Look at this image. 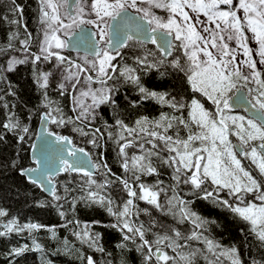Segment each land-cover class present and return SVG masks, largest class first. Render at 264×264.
Instances as JSON below:
<instances>
[{"label":"snow or ice","instance_id":"6c2138e0","mask_svg":"<svg viewBox=\"0 0 264 264\" xmlns=\"http://www.w3.org/2000/svg\"><path fill=\"white\" fill-rule=\"evenodd\" d=\"M38 3V22L42 36L39 50L30 51L32 34L24 26L27 36L19 42L20 51L25 55L22 58L12 57L7 70L12 71L17 64L30 62L33 65L34 82L42 91L41 104L44 111L40 119L45 124H71L74 132L90 137L87 143L99 147L98 141L104 133L99 127L93 128L91 122L97 119L96 110L100 105L116 104L113 98L115 88L108 85V81L117 78L114 75L116 73L137 87L140 96L131 101L133 107L141 100H155L178 113L187 108L188 119L185 120L182 115L168 116L162 113L154 121L146 116L140 117L132 127L122 119H115V125L122 130L115 141L119 147L118 155L122 159L121 167L125 173L130 174L131 182L128 178L112 173L106 163H93L90 159H85L89 157V153L84 148H77L71 137L55 132H49V135L55 140L54 151L58 154L56 159L59 160V166L54 167V161L45 156L43 161L36 160L35 167L21 168L20 174L47 192L53 202L66 199L72 192L64 184V196L59 194L55 181L57 175L66 172L80 173L87 177V181L81 185L84 194L73 197V205L77 200H83L105 208L117 221L111 227L123 234V240L118 247H126L124 241L136 243L138 238L140 243L137 244V251L146 249L143 255L144 264H153V261L155 264H169L174 261L175 258L169 256L161 245L175 251L183 247L179 243L180 239L202 240L204 244L203 249H195L181 256L186 264H194L197 256H202L207 264H223L221 257L230 261V264H244L235 246L225 248L204 236L203 232L192 231L187 237H182L179 230L171 228L172 235L156 234L155 240L150 241L146 238L142 224L134 226L130 222L134 208L133 198H136L161 210L166 204L168 213L178 216L180 222L191 220L196 229L203 228L206 221L190 211L188 202L176 193V188L181 183L190 185L194 194L196 190L202 192L203 199L212 198L214 192L227 189L229 195L240 203L230 204L227 199H220L218 196L213 202L222 204L246 221L251 226L250 233L261 248H264V0H236L235 3L234 0H38ZM12 4L14 7L11 11L22 19L23 7L16 4V0H12ZM155 9L164 10L167 16L157 15ZM9 23L20 24V20H11ZM87 26H93L95 31H90ZM68 36L75 38L77 44L85 42L88 37L94 38L91 58L86 53L82 57L83 63H80L58 51L70 47L66 39ZM11 39H19V32L12 34ZM130 41L138 42L141 47L150 41L160 53L157 57L155 52L148 50L145 55L136 58L138 64L157 70L167 64L183 73L191 89L210 100L215 110L207 109L198 99H192L186 105L176 96L146 87L140 77L135 75L136 70L131 67L123 66L118 69L113 61L121 55L122 48L129 46ZM250 41L255 42V49L250 46ZM230 42H234L235 47ZM8 47H13L11 42ZM174 52H182L183 62L180 55H173ZM254 53L259 57L258 60L254 58ZM168 57L172 59L168 60ZM53 59L54 72L59 73L56 87L61 96L71 97L74 116H66L59 106H54L55 102L48 96L50 77L54 72L36 69L39 62H51ZM161 75L164 73L161 72ZM94 83H99L100 87L93 88ZM240 87L247 88L251 99L236 95ZM10 94L15 95L14 92ZM231 101L247 104L245 111L252 110L253 115L230 114L233 108ZM3 107L7 109L8 104L5 103ZM173 122L175 126H183L188 130L186 138H181L179 131L175 135L168 134L169 129L174 128ZM2 127L5 131L14 133L20 143L30 134L29 126L16 118L14 113L8 116ZM85 127L88 131H85ZM124 132L128 136L135 135L142 141L137 146L143 150V154L128 156L126 149L134 146V141L127 139ZM230 136L238 139L239 151ZM108 137L112 139L111 132ZM4 139V135L0 133V141ZM157 141L162 143V147ZM145 144L151 147L145 148ZM162 152L168 155L162 156ZM152 157L173 169L174 184L169 189L161 187L163 182L159 180L154 185L139 182L141 175L158 174ZM240 157L248 159L255 166L259 178L245 167ZM16 163L13 160L11 166L15 167ZM88 164L95 169L104 168L106 175L115 176L123 185L129 199L122 206L114 209V201L102 194L112 181L105 179L98 183L93 179V172L86 166ZM37 173L38 175H33ZM208 184L215 186L212 191L207 189ZM136 188L139 189V194ZM169 191L172 192L171 196H168ZM161 193L166 197L165 204L160 202ZM249 193L259 203H244V196ZM37 204L44 207L46 201H39ZM55 206L63 218L65 212L60 210L62 205L56 203ZM174 208L177 209L176 212L172 211ZM7 216V210L0 208V218ZM43 227L45 226L31 222L21 224L16 217H12L7 222L0 223V228L3 229L0 230V237L26 230L31 233ZM51 231L55 236L54 229ZM74 234L96 251H104L97 243L99 234L93 238L87 228L82 233ZM33 246L37 250L41 247L35 239ZM29 250V246L25 244L12 247L7 254L20 256ZM85 259L86 264H96L92 256ZM250 264H264V260L253 258Z\"/></svg>","mask_w":264,"mask_h":264},{"label":"trees","instance_id":"16d2710c","mask_svg":"<svg viewBox=\"0 0 264 264\" xmlns=\"http://www.w3.org/2000/svg\"><path fill=\"white\" fill-rule=\"evenodd\" d=\"M16 4L23 7L22 19L11 11L14 7L12 0H0V97H3L0 100V133L5 137L3 141H0V208H4L8 212L7 217L0 218V223L16 217L21 224L31 222L45 227L33 230L31 233L26 230L23 233H11L0 237V264H86L85 257L87 256H92L96 264H108V262H111V264H144L143 255L146 253V249L137 251V244L140 243L138 238L136 243L124 241L126 247H118L123 240V234L118 229L111 227L117 221L114 216L108 214L105 208L98 204L86 203L83 200H77L73 205V197L84 194L81 185L87 181V177L79 173L69 174L66 172L57 176L55 181L59 194L64 196L62 187L64 184H67L72 192L66 199L53 202L51 196L45 195L36 185L18 174L19 169L33 166L29 157V148L35 138L36 127L44 108L41 104L42 91L34 82L33 65L30 62L17 64L12 71L7 70L8 62L12 57L22 58L25 55L20 51L21 45L19 42L27 36L24 26L32 34L31 52H38L39 41L42 39L38 22V0H16ZM154 11L156 12L157 9ZM17 19L20 20V24L9 23V21ZM17 32H19V39L10 40L11 35ZM9 42L12 43V48L8 47ZM148 50L155 52L157 57L160 56L155 45L145 43L141 47L138 42L130 41L129 46L121 49V55L113 63L117 65L118 69L123 66L135 69V75L139 76L142 84L148 88L176 96L178 100H182L186 105L190 104L192 99H198L208 108V99L201 93L194 92L191 89L183 73L168 67L167 64L161 66L159 70L138 64L136 58L142 57ZM63 53L76 60V53L65 49H63ZM173 55H180L183 62L182 52H174ZM79 56L83 55L80 54ZM149 59L151 60V57ZM171 59L172 57H168V60ZM52 63V61L39 62L36 69L37 71L54 72ZM161 72L164 75H161ZM58 75L59 73L54 72V75L50 77L48 96L55 102L54 106H59L66 116H74L71 97L68 95L61 96L56 87ZM114 75L117 78L108 81V85L115 88L113 98L116 100V104L100 105L96 110L97 119L91 122L93 128L99 127L101 132L104 133L98 141L99 147L87 143L90 137H84L74 132L71 124L59 126L49 122V129L56 134L71 137L76 146L84 148L89 153L93 163H106L112 173L122 178H128L131 182L130 174L125 173L121 167L122 159L118 155L119 147L115 141L119 138L122 130L115 125V119H122L130 127L134 126L135 121L140 117L146 116L149 120L154 121L159 119L162 113L168 116L182 115L187 120L188 109H182L178 113L168 105L160 104L155 100H141L133 107L131 101L137 100L140 96L137 87L125 81L123 77H119L118 73ZM99 86V83L92 85L93 88ZM12 92L15 95H11ZM5 103L8 104L7 109L3 107ZM11 113H14L16 118L30 128L29 136L22 143L17 141L14 133L7 132L2 127ZM173 123L174 128L169 129L168 134L175 135L179 131L180 137L186 138L188 130L184 129L183 126L177 127L175 122ZM192 127L195 129V125ZM85 131H88L87 127H85ZM109 132L112 133V139L108 137ZM123 135L134 141V146L126 149L129 157L143 154V150L137 146L142 142L140 139L136 138L135 135L128 136L126 132ZM157 143L161 142L157 141ZM149 147L151 146L145 144V148ZM161 155L167 156L168 153L162 152ZM13 160L17 161L15 167L11 166ZM152 162L153 166L157 167L158 174L141 175L139 182L154 185L159 180L163 182L160 185L161 187L169 189L174 184L172 179L173 169L161 164L156 157H152ZM93 179L97 180L98 183L103 182L105 179L112 181L102 191V194L109 196L114 201V209L116 206H122L123 202L129 199L123 185L116 180L115 176L106 175L104 168L96 169ZM210 185H207V189L212 191L215 186ZM135 190L139 194V189L136 188ZM222 191L228 192L227 189H224L214 192L212 198L203 199V193L196 190L194 194L190 185L181 183L176 188L179 197L188 202V209L206 221L201 229H196L191 220L180 222L178 216L168 213L164 193H161L160 196V202L165 204L163 210L155 208L145 200L133 198L134 208L133 214L130 216V222L134 226L142 224L146 231V238L150 241L155 240L156 234L172 235L171 228L179 230L182 237H187L192 231H200L203 232L204 236L218 242L225 248L235 246L239 250L244 264H250L253 258L264 260V248H261L259 242L250 233L251 226L237 214L231 212L230 209L220 203L213 202L218 196L220 199H227L230 204H234L235 198L223 194ZM171 195L172 192L169 191L168 196ZM245 200L248 202L253 200L251 202L257 203V201H254L253 195L251 197L247 196ZM39 201H46L45 206L39 207L37 204ZM56 203L62 205L60 210L65 212L63 218L58 213ZM172 211L176 212L177 209L174 208ZM68 221L73 223L69 224ZM77 221L79 223H76ZM85 228L93 238H96V234H99L97 243L103 247V252L96 251L94 247H89V243L83 242L74 234L76 232L82 233ZM52 229L55 231V236L52 234ZM0 230L3 229L0 228ZM33 239L41 246L40 249L34 248ZM179 243L183 247L175 251L161 245V248L169 256L175 258L169 264H186L181 256L187 255L195 249L204 248L202 240L185 241L180 239ZM25 244L29 246L30 250L22 255L9 256L7 254L12 247H20ZM221 260L223 264H230V261L226 258L221 257ZM153 264H155L154 261ZM194 264H207V262L202 256H197Z\"/></svg>","mask_w":264,"mask_h":264},{"label":"water","instance_id":"95a60500","mask_svg":"<svg viewBox=\"0 0 264 264\" xmlns=\"http://www.w3.org/2000/svg\"><path fill=\"white\" fill-rule=\"evenodd\" d=\"M70 2H72V0H70ZM88 29L90 31H94L93 28H91V27H88ZM66 39L69 41V44H70V47L69 48H66L67 51H70V52H78V53H82V54H86L87 53L91 57V49H92V45H93V42H94V38L88 37V39L85 42H82V43H79V44H77L76 39L73 38L72 36H68V37H66ZM146 43H150V41L149 42H146ZM236 95L237 96L243 95V96L246 97L245 91L243 89H241V88H240V91L236 93ZM230 103H233V108L230 111L243 110L244 113L246 114V116H252L253 115V111L252 110L245 111V109L248 108V105L247 104L241 105V104L235 103L234 101H231ZM49 132H53V131H51L49 129V122L47 124H45V122L42 121L39 118V121H38V124H37V127H36V135H35V138L33 139L32 143L30 145V148H29V157H30V161L32 162L33 166H31V167H25V168L35 167L36 166V160L37 159H40L41 161H43V159H44L45 156L48 159L54 161V167H58L59 166V160L56 159V156L58 154L54 151L55 140H54V137L53 136H50L49 135ZM65 136H67V135H65ZM235 145H236L237 150H239V144L238 143H235ZM33 146H35V147H33ZM76 147L77 148H81V147H78V146H76ZM85 159H90L91 162H93L92 159H91V157H90V155H89V157H87ZM86 166L95 175L96 169L95 168H92L91 167V164H88ZM62 173H60L59 175H61ZM18 174L20 176H22L20 174V169L18 170ZM33 175H38V173L37 174H33ZM59 175H57V176H59ZM39 190L42 193H44L45 195L49 196V194L47 192L42 191L40 188H39Z\"/></svg>","mask_w":264,"mask_h":264},{"label":"flooded vegetation","instance_id":"af4514ba","mask_svg":"<svg viewBox=\"0 0 264 264\" xmlns=\"http://www.w3.org/2000/svg\"><path fill=\"white\" fill-rule=\"evenodd\" d=\"M241 89H243L244 91H245V93H246V97H248V99H251V96H249V93H248V90H247V88L246 87H240ZM209 101V106H208V108L207 109H209V110H212V111H214L215 110V106L212 104V102L210 101V100H208ZM230 114H232V115H235V114H237V115H245L246 116V114L244 113V111L243 110H235V111H230ZM231 140H232V142H233V144L235 145V143H238L239 144V141H238V139L236 138V137H234V136H230L229 137ZM237 149V148H236ZM237 151H239V150H237ZM241 159H242V162H243V164L245 165V167L246 168H249L252 172H253V174L254 175H256L258 178H259V173L257 172V170L255 169V166H253V165H251V163H250V161L248 160V159H245V158H243V157H240ZM32 163V162H31ZM210 186H212V185H210ZM223 192V191H222ZM223 194H225V195H229V193L228 192H223ZM253 194H249V195H246L245 194V197H251ZM247 199V198H246ZM250 199V198H249ZM238 203H240V201H235L234 202V204H238ZM242 204H240V206H241Z\"/></svg>","mask_w":264,"mask_h":264},{"label":"rangeland","instance_id":"374dc122","mask_svg":"<svg viewBox=\"0 0 264 264\" xmlns=\"http://www.w3.org/2000/svg\"><path fill=\"white\" fill-rule=\"evenodd\" d=\"M236 2V0H234V3ZM222 7H224V6H222ZM156 13H157V15H160V16H167V13L164 11V10H162V9H157V11H156ZM190 14L191 15H193V16H195V14L194 13H191L190 12ZM201 19H203V17L201 16ZM88 27H91V28H93V30L95 31V29H94V27L93 26H88ZM231 44H232V47H235V44H234V42H230ZM250 43V46L253 48V49H255L256 48V44H255V42L254 41H250L249 42ZM66 50V49H65ZM58 51H61L62 52V54H64L63 53V49L62 50H58ZM67 51V50H66ZM74 53H76L77 54V56H76V60L78 61V62H80V63H83V59H82V57L85 55V54H82V53H78V52H74ZM83 55V56H79V55ZM65 55V54H64ZM66 56V55H65ZM90 57V56H89ZM91 58V57H90ZM239 58H241V57H238V59ZM254 58H256L257 60L259 59V57H256L255 56V53H254ZM53 63H52V65L55 63V61H54V59H53V61H52ZM258 67H260L259 65H258ZM59 76V75H58ZM243 82H241V84H242ZM249 86H252V85H249ZM100 87V86H99ZM235 115H237V114H235ZM159 130V129H158ZM247 197H245L244 196V203H247L248 201H246L245 199H246ZM251 201H253V200H251ZM251 201H249V202H251ZM257 203H259V201H257ZM241 206H244V204H242Z\"/></svg>","mask_w":264,"mask_h":264}]
</instances>
